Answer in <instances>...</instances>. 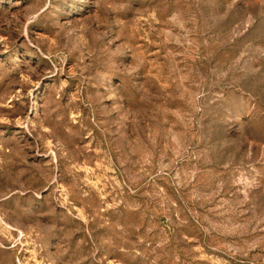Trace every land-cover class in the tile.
Returning <instances> with one entry per match:
<instances>
[{"label": "rangeland", "instance_id": "374dc122", "mask_svg": "<svg viewBox=\"0 0 264 264\" xmlns=\"http://www.w3.org/2000/svg\"><path fill=\"white\" fill-rule=\"evenodd\" d=\"M0 264H264V0H0Z\"/></svg>", "mask_w": 264, "mask_h": 264}]
</instances>
